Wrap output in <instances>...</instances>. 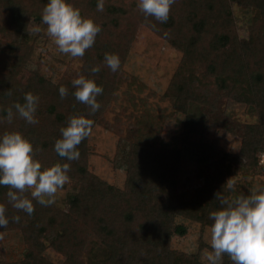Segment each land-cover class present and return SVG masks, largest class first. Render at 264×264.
Segmentation results:
<instances>
[{
	"label": "trees",
	"instance_id": "trees-1",
	"mask_svg": "<svg viewBox=\"0 0 264 264\" xmlns=\"http://www.w3.org/2000/svg\"><path fill=\"white\" fill-rule=\"evenodd\" d=\"M71 2L83 16L101 25L76 75L93 78L103 88L97 96L100 108L90 113L86 104L76 100L71 84L76 77L54 79L42 71L41 61L29 68L35 53L30 21L44 25L41 15L47 0H0V134L21 132L44 167L66 162L54 150L60 129L73 115L92 119V129L98 123L116 93L119 75L104 63V55L117 54L121 67L137 27L146 24L182 53L165 95L173 99L175 111L185 114L183 141L197 150V164L215 160L216 168L202 176L203 184L191 191L190 198L188 191L166 196L177 187L182 150L159 147L139 132L130 143L125 183L118 187L89 171V134L77 146L79 159L67 161L68 175L77 186L67 196V207L43 206L33 198L34 211L29 215L11 206L8 186L0 185L6 214L20 216L19 222L10 219L0 231L22 230L26 250L19 264H57L43 254L48 246L64 257L62 264H208L199 252L175 249L171 241L188 231L177 217L202 227L212 224L209 212L220 207L215 194L220 191L230 197L223 184L235 167L259 169L264 151V0H175L166 22L146 18L137 0H104L103 11L97 10V0ZM233 4L251 12L248 39L238 34ZM38 35L48 36L47 31ZM97 65L100 71L92 73ZM61 85L68 89L64 98L58 91ZM27 92L39 97L37 123H27L14 108L9 121L7 109L22 103ZM221 98L253 106L257 115V121L243 125L240 147L234 153L204 141L210 123L189 113L191 103L216 108ZM194 135L200 139L193 141ZM205 245L200 242V248ZM231 262L227 254L222 256V264Z\"/></svg>",
	"mask_w": 264,
	"mask_h": 264
},
{
	"label": "rangeland",
	"instance_id": "rangeland-1",
	"mask_svg": "<svg viewBox=\"0 0 264 264\" xmlns=\"http://www.w3.org/2000/svg\"><path fill=\"white\" fill-rule=\"evenodd\" d=\"M233 12L240 38H250L247 30L250 10L233 4ZM35 26L41 30L34 32ZM29 28L31 42L35 40V53L29 68H36L37 61H41L42 71L54 79L61 75L76 77L84 59L61 53L49 35L39 36L46 31V26L36 19H31ZM181 58L182 53L149 26L141 24L137 27L125 62L117 70L116 93L88 139L90 152L87 165L90 172L110 184L123 187L130 143L139 132L159 147L182 150L177 187L175 191H167L166 196L188 191L187 198H190L191 191L203 184L202 176L215 171V160L204 165L197 164V150L183 141L185 114L175 111L173 99L165 95ZM189 113L210 123L204 141H213L218 148L232 153L240 147L243 125L257 121L253 106L228 98L219 99L216 108L191 103ZM199 139V135L192 136L193 141ZM258 168L254 171L235 167V171L228 176L235 181L234 190H228L229 196L247 195L258 186H264V166L258 162ZM76 187L75 181L69 179L56 193L54 203L67 207V196ZM176 221L186 224L188 231L183 236L174 235L172 247L199 252L201 259L208 262L206 253L211 251L210 226L202 227L199 222L183 217H177ZM201 241L208 246L200 248ZM25 250L26 242L21 229L0 231V262L19 264ZM43 254L57 264L63 263L64 257L49 246Z\"/></svg>",
	"mask_w": 264,
	"mask_h": 264
},
{
	"label": "clouds",
	"instance_id": "clouds-1",
	"mask_svg": "<svg viewBox=\"0 0 264 264\" xmlns=\"http://www.w3.org/2000/svg\"><path fill=\"white\" fill-rule=\"evenodd\" d=\"M175 0H137V7L144 16L166 22L170 6ZM97 10H104V0H97ZM41 22L61 53L72 57H82L90 48L101 31V25L91 17L81 14L71 0H47ZM39 26L33 28L39 32ZM167 36V33L164 34ZM104 63L115 72L120 67V58L115 53H105ZM100 67L93 66L92 73H98ZM76 100L86 104L90 113H95L100 104L97 96L103 92L93 78L79 75L71 81ZM61 98L68 89L61 85L58 89ZM39 97L32 92L24 95L23 102H16L7 109V118L11 121L13 108L19 117L29 124L37 123L35 113ZM94 121L85 115H73L66 126L60 129L61 136L54 143V150L66 162H56L44 167L35 158L31 141L19 131H7L0 134V185H7L8 202L17 210L31 215L34 211L33 198L43 206L55 202V195L70 179V164L67 161L78 160V145L89 136ZM228 190H234L235 181L228 178L223 184ZM26 193H30L26 195ZM31 197V198H30ZM215 198L220 207L209 212L210 248L206 253L208 264H222V256L227 254L233 264H264V186H258L250 194L227 197L218 191ZM6 207L0 203V228L6 227L10 219L19 222L20 216L11 218Z\"/></svg>",
	"mask_w": 264,
	"mask_h": 264
},
{
	"label": "built area",
	"instance_id": "built-area-1",
	"mask_svg": "<svg viewBox=\"0 0 264 264\" xmlns=\"http://www.w3.org/2000/svg\"><path fill=\"white\" fill-rule=\"evenodd\" d=\"M259 162L262 166H264V151L259 155Z\"/></svg>",
	"mask_w": 264,
	"mask_h": 264
}]
</instances>
